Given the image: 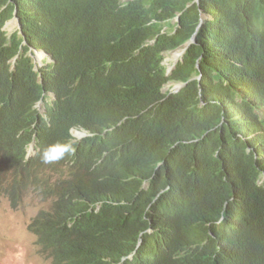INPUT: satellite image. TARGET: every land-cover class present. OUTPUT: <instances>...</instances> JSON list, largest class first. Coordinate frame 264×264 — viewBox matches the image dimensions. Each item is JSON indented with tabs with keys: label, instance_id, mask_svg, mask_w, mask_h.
Masks as SVG:
<instances>
[{
	"label": "trees",
	"instance_id": "obj_1",
	"mask_svg": "<svg viewBox=\"0 0 264 264\" xmlns=\"http://www.w3.org/2000/svg\"><path fill=\"white\" fill-rule=\"evenodd\" d=\"M116 1L0 0V70L21 48L22 35L28 44L51 37L52 31L73 38L70 31H79L77 15L83 11L82 20L92 21L95 44L86 58L102 94L90 120L95 141L99 147L108 139L120 144L119 171L134 177L127 183L138 184L140 176L150 179L146 197L140 203L137 197L129 207L137 220L129 221L125 234L136 233L155 199L156 218L178 214L200 231L210 229L223 210L237 228L231 236L236 249L263 264L258 251L264 250V167L256 151L264 149V111L250 96L260 90L255 83L262 79L264 102V0H125L121 7ZM14 11L21 35L15 31L8 36L2 28ZM193 36L167 75L163 55ZM28 60H17L21 73ZM174 82L185 85L177 93L161 92ZM252 131L255 136L248 134ZM7 176L17 175L0 168V194L15 206L14 193L22 184L16 177L6 183ZM57 206L54 202L39 211L28 228L42 252L52 251L54 264H69L64 246L72 237L57 228L59 220L52 214ZM121 219L115 214L97 217L105 227L93 244L99 264H113L101 258L116 262L124 253ZM210 259L209 252L192 255V262L167 263L163 257L160 264H214Z\"/></svg>",
	"mask_w": 264,
	"mask_h": 264
},
{
	"label": "clouds",
	"instance_id": "obj_2",
	"mask_svg": "<svg viewBox=\"0 0 264 264\" xmlns=\"http://www.w3.org/2000/svg\"><path fill=\"white\" fill-rule=\"evenodd\" d=\"M80 1L92 5L102 2ZM124 1L117 0V7ZM84 14L81 11L77 15L80 29L77 34L70 31L74 35L71 39L65 35L57 37L52 31L51 37L45 35L35 44H28L22 35L21 48L25 46L27 50L22 53L20 48L7 61L8 68L0 70V168L17 175L7 176L6 183L16 177L22 184L14 193L18 198L15 206L4 193L0 194V199L6 198L12 209L18 208L30 193L42 201L39 210L28 221L27 230L34 235L37 253L47 264H54L52 251L42 252L36 235L28 227L39 211L50 209L54 202L58 203L52 212L60 223L57 228L72 237L64 246L69 264H99L95 261L93 244L105 227L97 217L109 214L122 218L119 229L124 253L116 262L102 257L107 260L105 262L160 264L163 257L167 263L183 262L186 258L191 260L194 254L209 256L210 252L214 264H254L250 254L236 249L231 236L238 234L237 228L231 218L225 217L223 210L210 223V229L204 226L205 230L200 231L190 228L184 216L178 217V214L156 218L155 199L146 206L147 213L152 204L154 209L149 217H141L142 224L136 233L125 234L129 221L137 220L136 215L130 216L129 207L137 197L139 203L143 201L151 189L150 179L140 176L138 184L127 183V178L133 176H122L119 171L120 144L108 139L99 147L95 141L97 133L90 120L96 115L102 94L97 76L93 75V67L86 58L88 50L95 44L91 37L92 21L82 20ZM179 15L174 18L176 22ZM204 18L202 14L200 23ZM10 22L16 26L9 34L5 26ZM2 30L8 36L15 31L21 35L15 11ZM192 38L194 42V36ZM190 43L181 47V51L184 49L182 56ZM78 49L80 55H84L81 59L76 54ZM20 57L29 58L24 62L27 65L25 73L17 69ZM173 69L168 71L166 67V74L170 75ZM172 84L182 86L168 93H177L185 85L184 82ZM261 86L262 79L255 83L260 90H252L250 99L263 112ZM248 134L256 135L253 131ZM256 156L264 167V149L261 153L256 151ZM51 225L53 222H49ZM241 229L238 227L239 232ZM258 254L264 264V250H259Z\"/></svg>",
	"mask_w": 264,
	"mask_h": 264
},
{
	"label": "rangeland",
	"instance_id": "obj_3",
	"mask_svg": "<svg viewBox=\"0 0 264 264\" xmlns=\"http://www.w3.org/2000/svg\"><path fill=\"white\" fill-rule=\"evenodd\" d=\"M173 24V21L171 22ZM16 23H8L5 31H14ZM182 48L164 54L163 64L173 69L182 56ZM177 85L168 83L162 92L177 90ZM42 201L28 194L23 203L15 209L6 198L0 199V264H47L37 253L35 237L27 230L28 221L39 210Z\"/></svg>",
	"mask_w": 264,
	"mask_h": 264
},
{
	"label": "water",
	"instance_id": "obj_4",
	"mask_svg": "<svg viewBox=\"0 0 264 264\" xmlns=\"http://www.w3.org/2000/svg\"><path fill=\"white\" fill-rule=\"evenodd\" d=\"M196 2L198 1V0H195ZM193 41V38H191L190 39V42H192ZM183 51H184V49L182 50V53H183ZM182 86V84H179L178 86H177V88H179V87H181Z\"/></svg>",
	"mask_w": 264,
	"mask_h": 264
},
{
	"label": "bare ground",
	"instance_id": "obj_5",
	"mask_svg": "<svg viewBox=\"0 0 264 264\" xmlns=\"http://www.w3.org/2000/svg\"><path fill=\"white\" fill-rule=\"evenodd\" d=\"M10 24V23H9ZM95 252V251H94ZM95 254V253H94Z\"/></svg>",
	"mask_w": 264,
	"mask_h": 264
}]
</instances>
